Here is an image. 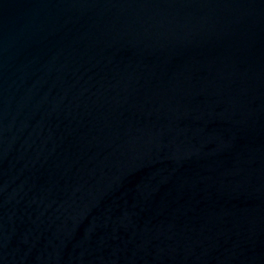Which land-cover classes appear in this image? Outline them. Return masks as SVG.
<instances>
[{
    "label": "water",
    "instance_id": "1",
    "mask_svg": "<svg viewBox=\"0 0 264 264\" xmlns=\"http://www.w3.org/2000/svg\"><path fill=\"white\" fill-rule=\"evenodd\" d=\"M0 264H264V0H0Z\"/></svg>",
    "mask_w": 264,
    "mask_h": 264
}]
</instances>
